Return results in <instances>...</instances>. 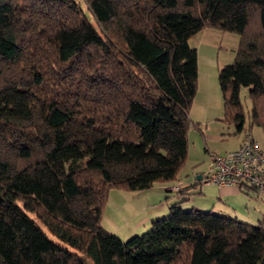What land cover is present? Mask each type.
Segmentation results:
<instances>
[{
	"label": "trees",
	"instance_id": "trees-1",
	"mask_svg": "<svg viewBox=\"0 0 264 264\" xmlns=\"http://www.w3.org/2000/svg\"><path fill=\"white\" fill-rule=\"evenodd\" d=\"M84 2L94 25L75 0H0V66L21 69L0 84V264H264V222L173 204L124 241L100 222L110 188L177 179L205 26L239 37L224 120L244 129L248 87L264 128V0Z\"/></svg>",
	"mask_w": 264,
	"mask_h": 264
},
{
	"label": "rangeland",
	"instance_id": "rangeland-1",
	"mask_svg": "<svg viewBox=\"0 0 264 264\" xmlns=\"http://www.w3.org/2000/svg\"><path fill=\"white\" fill-rule=\"evenodd\" d=\"M76 4L80 6L86 13V17L93 25L95 20L86 9L84 0H75ZM218 31L222 32V30ZM224 35L215 36V40L218 42L222 49L219 50L217 63H211L210 65L204 64L205 57L200 56L199 62V80L197 77V89L190 108V119L192 123H198V125L192 124L187 130V158L185 164L182 166L180 173L185 175L184 178H189L195 172L201 173L208 171V159L203 155V141L205 130V122L211 123L209 132L219 137V145L212 151L223 152L236 147L238 140L242 138L244 129H249L253 138L257 141L262 149H264V128L256 123H251L249 114L251 108V100L248 95V87H242L239 91V97L242 105L243 114L245 115L244 129L241 132H236L234 124L224 120V110L222 103V94L218 86L216 68L218 65L231 63L234 59L236 49L238 46V35L234 32L223 31ZM200 52L203 50L209 54H215L217 47H208L205 45H199ZM7 66V65H6ZM4 71H0V84L4 83L3 79L6 76L13 75L21 71L20 66H16L11 71V66H0ZM204 72L208 75H205ZM211 90L217 95V98L212 94ZM217 104V106H215ZM213 106V107H212ZM206 120V121H205ZM200 128V129H199ZM208 128V125H207ZM217 132V133H216ZM216 133V134H215ZM244 137V136H243ZM188 174V175H187ZM190 179V178H189ZM190 188V187H189ZM131 190L124 188H111L107 194V198L103 207L101 216V225L110 232H113L119 239L127 240L134 235H144L150 229L152 219L140 224L136 229H132L139 220L142 219L146 203L143 201V195L132 194ZM164 195H170V191L164 193ZM162 200L163 197H162ZM210 206V205H209ZM151 208L150 206L148 207ZM208 209V207H205ZM206 211V210H202ZM145 215V214H144ZM32 216V214H31ZM164 215L158 217L163 218ZM157 217L153 220H157ZM39 223V222H38ZM255 224V223H251ZM49 237H52L47 230L43 227ZM53 238V237H52Z\"/></svg>",
	"mask_w": 264,
	"mask_h": 264
},
{
	"label": "crops",
	"instance_id": "crops-1",
	"mask_svg": "<svg viewBox=\"0 0 264 264\" xmlns=\"http://www.w3.org/2000/svg\"><path fill=\"white\" fill-rule=\"evenodd\" d=\"M217 35H224V33L223 31H218L217 28L205 26L189 38V44L197 51L198 71L200 56L205 57L206 61H204V64H206V62L207 65H210L211 63H217V58L219 56V54L217 53L222 49V46H220L215 40V36ZM199 45H205L212 48L217 47V51L215 54H209L208 52H206V50H202L200 52ZM213 68L219 70L218 65ZM204 74L208 75L205 72ZM197 77L199 80V72H197ZM211 92L217 98V95L212 90ZM215 106H217V104ZM198 123L199 122L192 124H194L195 126V124L198 125ZM210 127L211 123L208 124V122H205V130L203 131L204 141L202 147L204 150L203 156L206 157V159H208V151L210 149H215V147L220 144L219 137L209 132ZM243 136L242 138H240V140H238L235 148L240 145L241 141L243 140ZM186 158L183 165L186 162ZM181 168L177 173L176 180L170 182L154 183L151 187L143 190H131L133 192L132 194L134 195L142 194L143 201L146 203V207L144 209L145 215L143 214L142 219L139 220L134 226H132V229L138 228L141 223L144 224V222H147L149 219H152L153 221V219L156 217L158 218L162 215L165 216L168 213L170 205L173 204H178L183 209L194 208L198 210H209L213 213L228 216L247 223L264 222V195L258 194L255 190L249 187H239L235 185H217L212 182L204 183L201 178L206 175L207 171L205 173L195 172L193 175H191V177H189L190 179H187L184 178L186 177L185 175H182L180 173ZM197 175H201L200 178H197ZM175 184L182 185V190L176 192L167 188L169 185ZM110 190L111 188L108 192H110ZM167 191H170V195L168 196L164 195V193ZM162 197L164 200H162ZM149 206L151 207L150 209L148 208ZM205 207H208V209H206Z\"/></svg>",
	"mask_w": 264,
	"mask_h": 264
},
{
	"label": "built area",
	"instance_id": "built-area-1",
	"mask_svg": "<svg viewBox=\"0 0 264 264\" xmlns=\"http://www.w3.org/2000/svg\"><path fill=\"white\" fill-rule=\"evenodd\" d=\"M208 171L201 178L204 183L249 187L264 195V149L252 137L249 129H244V137L237 148L223 152L208 151ZM181 191L182 185L167 187Z\"/></svg>",
	"mask_w": 264,
	"mask_h": 264
},
{
	"label": "water",
	"instance_id": "water-1",
	"mask_svg": "<svg viewBox=\"0 0 264 264\" xmlns=\"http://www.w3.org/2000/svg\"><path fill=\"white\" fill-rule=\"evenodd\" d=\"M201 175H197V178H200Z\"/></svg>",
	"mask_w": 264,
	"mask_h": 264
}]
</instances>
